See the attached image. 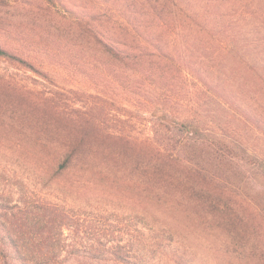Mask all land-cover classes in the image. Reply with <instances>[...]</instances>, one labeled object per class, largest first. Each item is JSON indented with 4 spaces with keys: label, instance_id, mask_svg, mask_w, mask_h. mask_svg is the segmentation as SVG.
I'll list each match as a JSON object with an SVG mask.
<instances>
[{
    "label": "trees",
    "instance_id": "trees-1",
    "mask_svg": "<svg viewBox=\"0 0 264 264\" xmlns=\"http://www.w3.org/2000/svg\"><path fill=\"white\" fill-rule=\"evenodd\" d=\"M18 1L0 0V6ZM42 2L50 12L69 20L74 36L83 39L88 46H97L102 56L113 60L119 69L124 67L138 75L140 80L132 79L129 86L140 91L151 106L146 120L147 133L138 137L132 138L124 127L116 124L113 127L106 120L85 117L84 121L68 127L71 128L68 130L70 136L57 128L47 139L30 140L31 148L38 152L42 163L54 169L55 174L77 175L78 183L130 184V189H138L149 204L171 208L195 225L211 230L210 237L221 250L230 254L232 261L259 264L246 243V236L238 228L246 224L240 216L242 203L254 204L264 221V160L240 144L228 143L206 119L182 118L175 114L173 91L167 80L171 70L184 72L185 78L192 77L201 83V98L206 102L219 97L220 83L212 77L208 67L206 72L190 65L183 67L185 65L176 54L164 45L163 33L187 23L198 30H207L215 24L213 27L222 34L244 22L247 16L259 20L264 0ZM155 29L160 30V35ZM218 39L221 51L229 47V40L226 43ZM201 43L200 49L207 50L208 42L200 38L198 44ZM194 52L191 50V55ZM0 57L32 67L1 42ZM220 61L217 57L212 65H220ZM15 78V71L0 65L3 84ZM230 98L226 93L220 101L238 106ZM42 99L51 101L47 96ZM58 114L71 119L63 109H59ZM21 192L22 196L15 198L13 190L0 182V264H63L71 255L69 252L66 258L64 249L57 246L65 239V230L76 233L93 230L92 224L82 216V210H68L47 201L32 205L26 197L22 198L24 191ZM115 223H99L100 230L104 231L103 242L99 244L100 250L91 249L92 257L114 259L124 264H159L162 261L152 254L157 237L152 238L144 232L122 233L114 228ZM168 228L175 232V227L168 225ZM172 235L169 237L171 243L163 249L178 242ZM77 246L76 242L72 244V248ZM74 250L77 253L80 249ZM171 251L178 249L171 247Z\"/></svg>",
    "mask_w": 264,
    "mask_h": 264
},
{
    "label": "rangeland",
    "instance_id": "rangeland-1",
    "mask_svg": "<svg viewBox=\"0 0 264 264\" xmlns=\"http://www.w3.org/2000/svg\"><path fill=\"white\" fill-rule=\"evenodd\" d=\"M261 13L259 20L247 16L222 34L213 27L215 24L198 30L187 23L163 34L164 45L176 54L183 67L190 65L204 72L208 67L220 83L219 97L206 102L201 98V83L185 78L184 72L171 70L167 80L173 91L175 114L206 119L228 143L240 144L264 160V8ZM200 38L208 42L207 50L200 49ZM218 38L230 42L223 52L218 48ZM83 41L71 33L69 20L50 12L42 0H19L0 6L1 44L32 64L30 67L0 57V65L17 74L7 83L0 81L2 186L13 190L18 199L24 191L22 198L32 205L47 201L68 210H82V216L94 229L78 233L65 230L66 237L57 246L64 249L66 258L71 255L63 264H124L91 256V249H101L104 231L98 225L104 221L116 222L114 228L122 233L144 232L157 237L152 254L162 258L159 264H238L210 237L211 230L195 225L171 208L149 204L138 189H130V184L78 183L75 174H55L31 148L30 140L47 139L57 128L70 136L68 127L85 117L124 127L132 138L147 133L151 106L140 91L129 86L132 79L140 77L124 67L119 69L113 60L102 56L97 46ZM191 50H195L192 55ZM217 57L221 58L220 65L214 66L212 62ZM226 93L238 106L220 101ZM46 96L51 101L42 99ZM59 109L68 112L71 119L58 114ZM259 181L260 177L256 182ZM240 210L246 224L242 226L244 230H238L246 236L255 260L264 264V221L250 202L242 203ZM168 225L175 227V232ZM170 233L178 242L165 250L163 247L171 243ZM74 242L78 246L72 248ZM171 247L178 251H171ZM76 248L80 250L74 253Z\"/></svg>",
    "mask_w": 264,
    "mask_h": 264
}]
</instances>
